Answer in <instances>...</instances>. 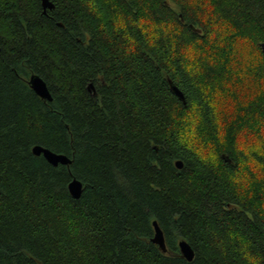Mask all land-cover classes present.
Instances as JSON below:
<instances>
[{"label":"trees","instance_id":"obj_1","mask_svg":"<svg viewBox=\"0 0 264 264\" xmlns=\"http://www.w3.org/2000/svg\"><path fill=\"white\" fill-rule=\"evenodd\" d=\"M50 1L0 0V264H264V142L240 139L264 138V87L225 128L215 108L237 45L264 78V0Z\"/></svg>","mask_w":264,"mask_h":264},{"label":"rangeland","instance_id":"obj_2","mask_svg":"<svg viewBox=\"0 0 264 264\" xmlns=\"http://www.w3.org/2000/svg\"><path fill=\"white\" fill-rule=\"evenodd\" d=\"M236 51H238V57L242 56L240 60L237 58V62L231 65L233 67L235 65L234 72L237 73V82L225 86L224 91H217L215 94L216 113L223 128L229 126V124L231 125L234 122L233 120L236 119L238 102L243 103L250 98L260 95L264 87V78L252 77L248 71V67L251 66L249 64L253 65L257 60L261 59L258 52L251 49V47L247 49L240 45H237ZM187 54L189 59H192L197 54L200 55L194 46L188 47ZM262 133L264 136V132ZM240 139L242 140V144L247 148H259L261 143L264 142V138L262 139L257 135L246 132L241 133ZM192 141L201 152L213 154V146L210 143L205 144L195 138Z\"/></svg>","mask_w":264,"mask_h":264},{"label":"water","instance_id":"obj_3","mask_svg":"<svg viewBox=\"0 0 264 264\" xmlns=\"http://www.w3.org/2000/svg\"><path fill=\"white\" fill-rule=\"evenodd\" d=\"M42 5L45 10L54 8V4L50 0H42ZM29 83L32 90H34L36 94L39 95L41 98L49 101L53 100V96L50 90L48 89L47 83L40 75L32 74L30 76ZM170 85L174 93L177 94L178 97H180L184 102H186L184 93L179 89V87L175 85L174 82L171 80H170ZM33 153L38 156L43 155L46 158V160L49 163H51L53 166H58L59 164L67 165L72 162V160L66 154H61V153L59 154L41 145H35L33 147ZM177 166L179 168H182L183 163L178 161ZM69 190L73 197H75L76 199L80 198L84 190L83 182L81 180H78L77 178H74L69 183ZM154 227H155V236L153 238V241L154 243L156 242V244H158L160 248L165 252L167 251V247H166V242H164L165 241L164 233L160 229L156 221L154 222ZM179 247L181 253L183 254L184 257H186L187 260L192 261L194 259L195 256L194 250L187 241L181 240L179 242Z\"/></svg>","mask_w":264,"mask_h":264}]
</instances>
